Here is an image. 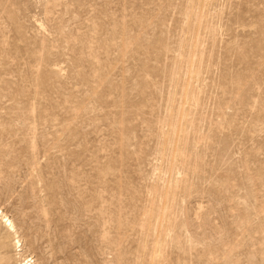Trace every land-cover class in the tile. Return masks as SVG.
Returning a JSON list of instances; mask_svg holds the SVG:
<instances>
[{
	"label": "rangeland",
	"instance_id": "374dc122",
	"mask_svg": "<svg viewBox=\"0 0 264 264\" xmlns=\"http://www.w3.org/2000/svg\"><path fill=\"white\" fill-rule=\"evenodd\" d=\"M0 264H264V0H0Z\"/></svg>",
	"mask_w": 264,
	"mask_h": 264
},
{
	"label": "bare ground",
	"instance_id": "6f19581e",
	"mask_svg": "<svg viewBox=\"0 0 264 264\" xmlns=\"http://www.w3.org/2000/svg\"><path fill=\"white\" fill-rule=\"evenodd\" d=\"M9 225H11V227L13 228V225L11 223Z\"/></svg>",
	"mask_w": 264,
	"mask_h": 264
}]
</instances>
